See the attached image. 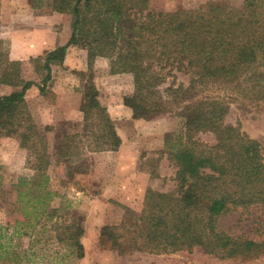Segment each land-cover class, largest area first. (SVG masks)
Segmentation results:
<instances>
[{"label": "trees", "instance_id": "1", "mask_svg": "<svg viewBox=\"0 0 264 264\" xmlns=\"http://www.w3.org/2000/svg\"><path fill=\"white\" fill-rule=\"evenodd\" d=\"M64 1L52 0L54 8L65 9ZM71 11L70 37L45 55L42 68L46 73L41 82L22 79L19 61H0V83L19 87L0 95V138L19 139L27 150L29 167L41 173L43 183L50 157L25 94L35 85L46 95L51 65L60 64L70 46L86 48L91 56H107L113 70L132 74L134 92L123 102L134 116L174 102L152 104L142 98L174 72L190 76L186 87L167 88L174 98H192L202 89L223 85L241 93L243 99L264 101V0L238 4L205 0L169 12L150 10L148 0H74ZM97 93L90 88L80 109L86 120L98 115L107 128L108 143L103 150L115 151L121 139ZM226 109L218 97L184 106L186 141L168 151L176 166V189L166 193L147 188L143 208L139 212L127 208L121 224L105 226L101 243L106 234L117 242L124 232H130L129 248L153 254L199 248L219 259L264 255V240L232 236L218 226V218L234 206L261 205L264 209L263 147L239 123H223ZM199 129L211 131L215 143L192 139L193 131ZM56 165L60 170L65 164L56 157ZM63 230L67 236L59 240L76 258H82V226L72 219Z\"/></svg>", "mask_w": 264, "mask_h": 264}, {"label": "rangeland", "instance_id": "2", "mask_svg": "<svg viewBox=\"0 0 264 264\" xmlns=\"http://www.w3.org/2000/svg\"><path fill=\"white\" fill-rule=\"evenodd\" d=\"M203 1L148 0V8L169 12ZM217 1L238 4L241 0ZM73 2L65 0V9L59 10L52 0H0V61H19L22 79L41 82L46 73L42 68L45 55L70 37ZM189 80L190 76L182 72L165 75L155 90L142 98L152 104L174 102L134 116L132 108L123 102L134 92L132 74L113 70L107 56H91L86 48L70 46L63 61L51 65L46 95L35 85L25 94L50 157L45 183L41 173L29 167L27 150L19 139L7 135L0 138V264H264V255L219 259L199 248L169 254L133 250L128 246L130 232H124L117 242L106 234L101 243L102 229L121 224L127 208L139 212L144 196L142 205H128L134 193L121 188L107 201L95 200L102 181L112 172V157L108 153L111 150H103L108 143L107 128L96 114L84 119L80 109L90 88L97 90V99L120 139L134 137L137 147L141 145L136 158L142 167L158 173L153 190L170 193L176 189V166L168 151L186 141L184 106L198 104L201 99H223L227 107L223 123H239L246 134L260 142L264 155V101L243 99L241 93L223 85L202 89L192 98L169 94L170 85L186 87ZM16 89L19 87L0 83V95ZM191 138L206 144L216 141L207 129L193 131ZM56 157L65 164L63 169L57 167ZM30 161H34L33 155ZM72 219L84 229L80 238L82 258H76L59 240V236H67L63 228ZM218 226L232 236L264 240V209L261 205L234 206L218 218ZM156 255L164 260H149Z\"/></svg>", "mask_w": 264, "mask_h": 264}, {"label": "crops", "instance_id": "3", "mask_svg": "<svg viewBox=\"0 0 264 264\" xmlns=\"http://www.w3.org/2000/svg\"><path fill=\"white\" fill-rule=\"evenodd\" d=\"M126 121V120H125ZM116 128H118L116 124ZM119 129V128H118ZM117 129V131H118ZM137 141L134 137L123 138L121 137V143L117 150L109 151L112 157V172L106 177L105 181L100 185V191L98 192L95 200L107 201L112 196V193H117L121 188L128 189L134 193L133 202L130 201L128 205H142L143 196L147 188H153L156 185L158 179V173L151 171L146 165L141 166V161L136 158L138 149ZM161 160L160 162H162ZM163 165V164H162ZM162 169V166L160 170ZM159 170V171H160ZM162 175V174H160ZM105 178V175H103ZM109 192L111 194H109ZM153 256V255H152ZM160 255H156L149 260L162 262ZM161 260V261H160Z\"/></svg>", "mask_w": 264, "mask_h": 264}]
</instances>
